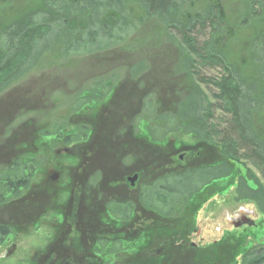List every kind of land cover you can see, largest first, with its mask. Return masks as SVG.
I'll use <instances>...</instances> for the list:
<instances>
[{
    "label": "flooded vegetation",
    "instance_id": "obj_1",
    "mask_svg": "<svg viewBox=\"0 0 264 264\" xmlns=\"http://www.w3.org/2000/svg\"><path fill=\"white\" fill-rule=\"evenodd\" d=\"M207 4L223 24L219 32L212 30V41L225 46L227 54H234L229 46L233 38L246 49L264 43V0H195L189 8L198 14L192 17L201 19ZM123 8V12L111 10L105 16L100 10L90 13L81 6L59 4V0H0V49L10 42V30L15 29L20 34L34 30L43 35L35 38L39 45L60 46L54 53L53 47L43 53L42 57L54 55L55 60L35 84L0 85V264H8L25 243L19 239L29 235L45 237L28 264H120L119 254L128 248L134 252L127 264H152L155 256L175 249L182 253L216 245L223 237L226 242L232 231L243 234L244 228L264 225L263 212L244 206L232 220L224 219L230 228H215L217 237L203 242L197 220L194 224L191 217L225 196L222 190L231 186L234 155L225 154L224 132L217 127L210 134L184 132L191 143L176 141L174 132L135 133V117L142 106L149 110L153 106V112L157 108L155 116L162 117L164 128L174 121L171 116L179 104L192 96L181 93L192 70L189 64L180 68L188 54L179 47L176 53L162 50L167 44L161 42V46L159 36L164 37L166 31L157 17L146 15L134 0ZM101 16L108 21L99 22ZM190 18V14L184 16V20ZM137 29L143 36L133 43H144L147 48L130 58L120 51L89 54L86 49L73 48L74 44L86 45L90 32L113 39L108 45H115ZM113 33L119 36L113 38ZM75 53L82 56L81 61H72L70 56ZM123 60L130 61L118 86L104 95L99 90L91 95L85 89L86 80L106 76L112 71L109 67ZM52 62L60 65L53 69ZM219 69L225 80L232 76L231 69ZM57 95L73 97L71 115L66 120L52 116L47 121L57 110ZM51 96H55L53 102L48 101ZM76 99L82 112L90 109L89 102L104 104L96 115H83L77 108L73 111ZM219 103L217 98L211 107L219 109ZM61 106L64 113L66 106ZM37 122L42 124L37 126ZM38 138L50 140L46 152L52 161L46 165L41 162L47 155L39 151L45 143L40 140L36 145ZM202 172L204 179L183 190L184 180ZM171 204L167 212L164 207ZM173 208L178 217L168 215ZM161 230L167 233L157 239L154 234Z\"/></svg>",
    "mask_w": 264,
    "mask_h": 264
},
{
    "label": "rangeland",
    "instance_id": "obj_2",
    "mask_svg": "<svg viewBox=\"0 0 264 264\" xmlns=\"http://www.w3.org/2000/svg\"><path fill=\"white\" fill-rule=\"evenodd\" d=\"M63 1L64 2H60L59 0V4L71 5L70 0H63ZM187 1H188L189 6H192L195 2V0H187ZM196 1H199V0H196ZM102 21L106 22L108 21V18H106L105 16H101L99 18V22H102ZM95 26L97 27L98 25H95ZM102 29L105 30L104 28ZM125 30H128V29L124 28V31ZM139 30L140 29L130 30V33L126 35L125 38H123L120 41V44H115V45H108L113 41V39L109 40L105 37H99V36L97 37L96 35H93L94 32H90L91 35L88 34L85 36V40L88 41L86 43V46L87 48L89 47L90 49L93 47H102V46L107 45L106 46L107 48L105 47L106 49H111V51H120L119 53L130 58L132 57V55L133 56L136 55V51H135L136 46H140V48L146 46V44L144 43L139 44V45H135L133 43V41L137 40L138 38L141 39L143 36L140 34L141 31L140 33H137ZM121 31L122 29L120 30V32ZM210 32H211V29L208 28V26H206L204 29H200L197 27V28H194L192 32L188 34V36L194 39L195 47L198 50L199 49L198 47H201L205 43H208V41L210 40ZM119 34L115 36L116 34L113 33L112 37L116 38L119 36ZM155 38L156 39L158 38L157 34H155ZM159 38H160L159 40L160 45L162 43L167 44L163 47L162 50L171 51L173 53H176L177 47L182 48L183 50L186 48L187 51L190 50V52L189 51L187 52L188 59H183L180 65V68L183 69L184 66L189 64L192 70L191 74L189 75L190 78L188 79V77H186V80H184L185 86L182 89L181 93H184L183 95L184 97L191 96V95L196 96L198 95V93L203 94V97L201 95L197 96L199 97V101L201 100L200 104L196 106V108L194 107H191V108L195 110V113L197 116L199 115V117H201L202 115L203 117L207 119L205 133L210 134L211 132H214L216 130L215 129L216 127L218 128L217 129L218 132L226 131L228 128V121L230 120L229 114L225 113L226 111H224L223 109L222 111L221 109L219 110L217 108L211 107V105H214L215 99L217 100L218 96H221V90L215 86V83H219L225 80L224 76L222 75L223 74L222 71L219 69V66L216 65V67L215 66L213 67L211 65L212 63L209 59L208 54L204 53V55L203 54L201 55V53L193 52L192 49L188 47L187 40L186 42L183 41L181 39V36L175 32L171 33V35H168V36L165 35L164 37H161L160 35ZM146 41L147 40H145V43ZM16 42L17 40L14 37V38H11L10 42H8L7 44L10 45V49H11V44H15ZM263 45L264 43H262L261 45L258 44L256 48L257 51L256 50L254 51L255 53L247 54V49L244 47L242 41L236 38H233L231 40V44H229V46L233 48V50H236V49L239 50V52H234V54L228 53L226 57L227 65L233 71V78H234L233 80H235V78L238 77L239 79H241V83L247 82V84L251 83L255 87L258 86L257 79L259 78V72H260L259 70H261V68L263 67L262 65H264V52H262V49L264 50ZM41 48H42L41 45H37L36 50H39ZM225 49L228 51L227 48ZM8 53H9V56H8V60H9L11 56V51H8L6 55ZM44 57L45 56L40 58L39 62L37 61L34 67L30 68L28 72L23 74L21 78L18 79V81L13 83L11 86L16 85V84L18 85L35 84L37 81H39L41 79L40 77L41 73H43V71L48 68V64L52 60L53 61L55 60L54 55L47 56L46 58ZM80 57L82 56L76 53L70 56V58H72V61L74 62L81 61ZM129 61L130 60L128 61L123 60L121 64L109 67V70H112V71L106 72L105 73L106 76L97 77V78L91 77L90 79L84 82L83 86H85V89L87 88L86 90H88L91 95L92 93H96L98 90L101 91V95H104L108 89H112L113 86L114 87L118 86V80L122 79L123 77L122 74L124 70L127 68V64L129 63ZM61 62L63 63V61ZM57 64L60 65L59 62H52V66H53L52 68L54 69L55 66H57ZM173 67L174 66H172L171 68ZM176 67L179 68L177 64H176ZM178 72L183 73L182 71H178ZM2 76L3 78H6L7 75L5 73H1L0 77ZM97 82L99 85H96V86L91 85ZM69 86H71V84H69ZM191 86H192V90H191ZM244 87L248 88L246 84L244 85ZM56 97H58L57 98L58 106L56 107L57 110H55V112L53 111V114H50L48 116L47 121H49L50 117L52 116L61 117L64 120H66L71 115V113L69 112L70 111L69 107L71 104L69 103H71L70 100H72L73 97L63 96V95L61 96L57 95ZM189 99L182 100V102L179 104L178 109H176L175 111L176 112L175 115L171 116L174 121L167 123L165 128L163 127L164 124H162L161 122L162 117L155 116L157 108L154 109V112H153L152 110L153 106L150 110L148 107L145 108V106H142V108H140L139 113L135 117L136 118L135 122L138 125L137 130H135V133L138 136H140L144 133V131H150L153 133L155 132L160 133V132H166V131L174 132L172 133V135L177 133V135L173 137L176 139V141L191 143L192 142L191 137L189 136L186 137L184 134H187V133H184V132H190L193 129H196L197 125H196V122L193 120V118L190 116L191 109H189V105H188ZM54 100H55V96H51L48 99L49 102H53ZM78 100L79 99H76V102L73 103L74 105H76L75 108H73V111L79 106L80 101ZM103 102H100V103L98 101L94 103L89 102L90 109L82 112V110H79L77 108L76 112L78 114L94 116L98 113L100 106L104 104ZM219 102L222 104V100L219 99ZM63 104L66 106V109H67L65 110L64 113H62L64 108H62L61 106ZM156 107L158 106L156 105ZM150 111H152V113ZM253 120H254L255 128H257V130L259 131H264V106L260 110L257 111ZM39 124H42V123L37 122V126H39ZM67 128H71V125L67 124ZM198 130L199 132H202L201 128H198ZM211 135H209L208 138L213 140ZM40 140H42L45 143V147H43V149H39V151L47 155L44 161L41 162V164L46 165V163H48V161L51 160V153L46 152L48 151V145L50 143V140L49 139L45 140L44 138L43 139L38 138L36 140V145H38V142H40ZM242 154L243 153L241 150L240 152L238 151V154H237L238 158H241ZM53 163H56V162H53ZM23 165L24 164H20V166H23ZM18 170L21 171V169H18ZM233 171L235 172V176L232 179L231 186L229 188L225 187L222 190V193L225 191V196L217 199L216 202L214 203L204 205L201 211L199 212V214H196L191 217V219H193L192 221L194 224H196L195 222L197 220V224L200 227L199 229L200 236L204 240L203 242H205V240L206 242H211L214 238L217 237L218 233L214 231L215 228L217 229L218 228H230V224L224 223L225 221L224 219L229 218L232 220L234 217L237 216L238 210L240 208L246 206L244 208H246L247 210L255 209L253 207L254 201H252V198L249 196L244 195L241 198V200L238 199L240 201H237L238 197L236 195V190L238 188L246 189V187H248L252 189V190L246 189L250 191L248 193L256 191L259 186H261L264 189V172L258 165L253 164V162L250 161L249 159L244 160L242 157V160L240 159V161L235 162L233 164ZM196 174L197 173L190 176L189 180H184L183 190L187 189L185 185L191 184L188 186L191 188L192 186H194V184L198 180L204 179L206 177L203 172L198 173L197 174L198 177L195 176ZM170 183L171 185H174V187H179V184L177 182L171 181ZM247 199H249V201H251L252 203L250 202L245 203L244 201ZM248 205H251V206H248ZM155 207L161 208L162 205L160 206L156 205ZM171 207H173L172 204L169 206H165L164 208L167 210V212H169V208ZM175 209L176 208H173L171 212L168 213V215H170L171 217H178L176 215L178 214V212ZM242 232L245 238H242L243 242L241 241L242 242L241 245H244L246 249H250L254 247L255 245H261V246L264 245V225L258 226L255 228H249V229L244 228ZM44 237H45V234H38V236L29 235V236H23L22 238H20L19 241L24 240L25 243L19 246L20 251L13 257V259L8 264H11V263L18 264V262L20 261H26V264H28V261L32 257L34 250L38 249L39 244L42 241H44ZM133 252L134 251H131L128 248L125 252H122V254H119L120 264H127L129 262V256Z\"/></svg>",
    "mask_w": 264,
    "mask_h": 264
},
{
    "label": "trees",
    "instance_id": "obj_3",
    "mask_svg": "<svg viewBox=\"0 0 264 264\" xmlns=\"http://www.w3.org/2000/svg\"><path fill=\"white\" fill-rule=\"evenodd\" d=\"M134 1L146 15L157 17L159 23L165 29L167 36L171 35L173 32L177 33L181 36L183 41L186 42L187 40L188 47H190L193 52L201 53V55H204V53L208 54L212 66L217 64L226 70L230 69L226 62L225 55L228 51L225 49V46L213 43L212 30L217 33L221 30V26L223 25L220 24V19L217 17L218 12L215 11L214 8L207 4L205 11L203 10L204 16L198 19L192 17L193 13L198 14V12H194L195 9L189 8L190 6L187 0ZM129 3L130 0H72L71 4L81 6L83 10H88L90 13H96L100 10L99 14L103 13L106 16V14L110 15L112 13L111 10L123 12V6H128ZM187 14H190L191 18L184 20V16L187 17ZM206 26H209L211 29L210 40L203 46L198 47L199 49L197 50L194 39L190 38L188 34L192 32L194 28L198 27L204 29ZM109 34L108 32L107 35ZM10 37L17 38V42L15 43L17 45L11 44V49L8 44L1 46L3 51L0 52H3V57H0V75L1 73L7 75L6 78H3V76L0 77V85L3 87L11 86L18 81L23 74L36 65L37 61L39 62L43 53L47 52L50 47H53V53L60 47L59 45L41 44L42 48L36 50L39 44L36 43L37 41L35 38H41L43 35L39 33L35 34L34 30L27 31L24 34H20L19 29L10 30ZM106 46L89 49L86 45L77 46L74 44L73 48L75 50L80 48L86 49V52L89 54H93L94 52H96V54H104L111 52L109 51L111 49H106ZM257 46L258 44H250L247 49V54L255 53L254 51ZM145 48L147 47L145 46ZM180 49L185 53L188 51L190 52V50L187 51L186 48L184 50L182 48ZM140 50L142 51L140 46L135 47L136 52ZM8 51H11L9 60L8 56L10 52L6 55ZM234 52L239 51L235 50ZM262 52H264L263 49ZM233 79L232 71V76L229 77L228 80L222 83H215V86L221 90V96H218V99L222 100V104L219 103L218 108L221 110L223 109L226 111L225 113L230 115L228 128L221 136V144L225 154L234 155L235 162L240 161V159L242 160V157L244 160L249 159L253 164L258 165L264 172V131L261 132L257 130L253 120L257 111L264 106V71L259 72V78L257 79L258 86L256 87L251 83L247 84L245 81V83H241V79L238 77L235 78V80ZM245 84L248 88L244 87ZM197 96L190 97L188 101L189 109H191L190 116L197 125V128L193 129L192 132L204 134L207 125L206 119L202 115L201 117H199V115L197 116L195 110L191 108H196V106L200 104L201 100L199 101V97ZM198 128H201L202 132H199ZM240 150L243 154L241 158H238L237 154ZM234 176L235 172L233 171V178ZM236 195L238 197L237 201H240L244 195L251 197L252 201H254L253 207L258 210L259 213L263 212L261 214H263L262 217L264 218V189L261 186L251 193H248L246 189L238 188L236 190ZM257 223L260 224L259 221ZM166 233V231L161 230L156 232L154 236H156L157 239H162ZM169 237H172L171 233ZM227 237L229 239H227L226 242L223 237L217 241L216 245L211 244L206 247L202 246L196 250L188 249L184 250L182 253H177L175 249L168 254L162 255V257L155 256L152 264H264V245H255L250 249H246L244 245H241L243 242L242 238H245V236L240 231H232L227 234Z\"/></svg>",
    "mask_w": 264,
    "mask_h": 264
}]
</instances>
